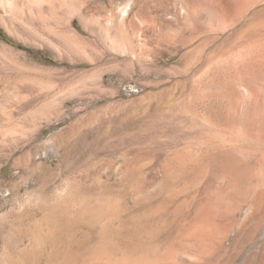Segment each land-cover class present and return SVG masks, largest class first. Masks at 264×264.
<instances>
[{
	"label": "rangeland",
	"instance_id": "rangeland-1",
	"mask_svg": "<svg viewBox=\"0 0 264 264\" xmlns=\"http://www.w3.org/2000/svg\"><path fill=\"white\" fill-rule=\"evenodd\" d=\"M81 1L104 21L73 17L82 54L0 23L23 56L0 51V257L42 206L78 201L97 220L79 236L115 257L264 264V83L238 69L240 30L201 0Z\"/></svg>",
	"mask_w": 264,
	"mask_h": 264
},
{
	"label": "bare ground",
	"instance_id": "bare-ground-1",
	"mask_svg": "<svg viewBox=\"0 0 264 264\" xmlns=\"http://www.w3.org/2000/svg\"><path fill=\"white\" fill-rule=\"evenodd\" d=\"M83 2L81 0H0V23L16 33H20L19 31L21 30L30 31L33 39H35V43L39 42L41 45L50 46L60 51H65L63 49L65 47L73 53L82 54L74 46L73 39L77 38L78 35L72 27L71 21L73 17L77 16V18H80L79 20L82 21L84 26L89 21L100 22L93 14H89L88 7H83ZM201 2L204 5L207 16H210L209 22L212 21L211 28L214 31L240 30L239 38L245 44L241 51L243 53H240L241 58L237 65L238 69L242 71L247 82L257 85L263 84L264 0H201ZM191 11L189 10L188 15L185 16L191 17L193 14ZM62 14L66 15L64 20L61 18ZM119 18L117 12L112 9L105 19V23L109 25L108 28L114 29L115 33L113 39L109 41L111 44L116 42L120 37L118 34V26H120ZM48 20H52L56 27L64 24L67 32H61L56 27L49 26ZM37 22L42 24L41 27H36L34 31L32 27ZM100 23L104 24V21ZM0 51L8 52L9 55L16 59L23 57L21 52H16L12 47L8 48L1 43ZM59 54L61 55V52ZM77 202H68L67 204L59 201L49 206H42V219L34 221L23 234L19 233L22 235L14 240L12 244L8 243L7 245L6 243L7 247L4 250V254L0 257V264L140 263L136 260L134 261L131 255L125 251L123 257H115L114 249L105 248V245L102 244L103 240L108 239L107 235L101 236V234V239H98L99 241L97 240L98 242L95 244L87 242L86 233H84V236L81 234L82 236L80 235V237L79 234L82 233L80 232L81 229L79 231L80 226H95L97 220L92 216L83 218L81 213L85 214V209L83 212L81 203ZM105 207L107 209L108 206L105 205ZM90 208L89 206L88 209L90 210ZM100 208L102 209L103 206ZM89 213L91 214L92 211H89Z\"/></svg>",
	"mask_w": 264,
	"mask_h": 264
}]
</instances>
